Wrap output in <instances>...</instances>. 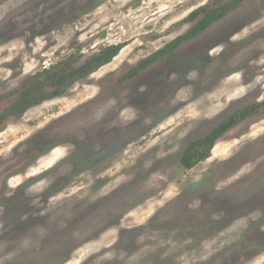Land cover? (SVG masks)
Here are the masks:
<instances>
[{"label": "rangeland", "instance_id": "1", "mask_svg": "<svg viewBox=\"0 0 264 264\" xmlns=\"http://www.w3.org/2000/svg\"><path fill=\"white\" fill-rule=\"evenodd\" d=\"M221 4L124 78L186 34L191 11ZM23 91L35 102L10 111ZM262 100L264 0H0V239L43 233L26 264H264V215L236 222L264 210V107L181 166ZM40 137L53 146L39 153Z\"/></svg>", "mask_w": 264, "mask_h": 264}, {"label": "trees", "instance_id": "2", "mask_svg": "<svg viewBox=\"0 0 264 264\" xmlns=\"http://www.w3.org/2000/svg\"><path fill=\"white\" fill-rule=\"evenodd\" d=\"M226 7L227 6L223 4L217 5V7L201 6L191 11L188 15L189 20L195 19L199 14H202V16L196 20V22L188 30V32L182 36L173 39L171 42L167 43L165 46L158 49L155 53L151 54L148 58L139 62V64L136 67L132 68L124 76V78H129L133 76L138 70L143 69L148 63L154 61V59L157 58L158 56H163V54L172 52L174 47L182 39L190 38L201 32L212 22L219 19L224 14ZM119 48L120 45H112L110 47L103 49L101 53H98L97 55L91 57L86 64L81 66L79 69H76L75 74L77 73L79 74L82 69L83 70L88 69L91 65H100L102 63H106L110 61L113 58V56H115V54L119 51ZM56 82L61 83L62 80L58 79V81ZM52 94H55V92L52 91ZM31 96L32 95H30L29 91H23L19 96L16 97L14 103L10 106V111H20L25 107H27L28 105L33 104L35 101L31 99ZM259 107H264V100L260 101L259 103H254L252 105H249L244 109L237 110L226 120L215 126L204 137L200 138L199 140H196L194 143H191L183 153V156L181 158V164L187 169L192 168L193 165L195 164V160H193V158H201L207 156L212 146L214 145V140L216 138H218L224 131H226L234 122L244 118L245 116L252 114Z\"/></svg>", "mask_w": 264, "mask_h": 264}, {"label": "clouds", "instance_id": "3", "mask_svg": "<svg viewBox=\"0 0 264 264\" xmlns=\"http://www.w3.org/2000/svg\"><path fill=\"white\" fill-rule=\"evenodd\" d=\"M174 75L175 74H173V76ZM195 75L196 73L193 71L188 74V78L191 79ZM137 91L140 94H144L148 91V86L146 84H140ZM109 103L116 104L117 101L111 99ZM129 110L134 113L139 112V109L132 104H128L125 107V111ZM135 118L136 116L131 117V119ZM0 211H2V209H0ZM261 215H264V210L251 211L246 216L240 217L236 222L246 228L248 221L259 219ZM24 219H27V217H24ZM4 230L3 224H0V237L3 236ZM42 236L43 233H37L35 237L19 236L12 240L0 239V264H26V260L38 250V245ZM210 255L211 253L204 256L203 259L208 260Z\"/></svg>", "mask_w": 264, "mask_h": 264}, {"label": "flooded vegetation", "instance_id": "4", "mask_svg": "<svg viewBox=\"0 0 264 264\" xmlns=\"http://www.w3.org/2000/svg\"><path fill=\"white\" fill-rule=\"evenodd\" d=\"M141 70V69H140ZM139 71V70H138ZM209 133V132H208ZM118 134H120V131L118 132ZM40 139H42V145L41 144H38V146H37V148L39 149L38 151H39V153L40 152H42V151H44L46 148H49V147H51V146H53L52 145V141H50L49 139H45L44 137H40ZM217 139V138H216ZM215 139V140H216ZM215 140H214V142H215ZM210 152V151H209ZM183 156V155H182ZM205 157V156H204ZM182 158V157H181ZM202 158V157H201ZM201 158H193V160H195V163L199 160V159H201ZM181 166L182 167H184L182 164H181Z\"/></svg>", "mask_w": 264, "mask_h": 264}]
</instances>
